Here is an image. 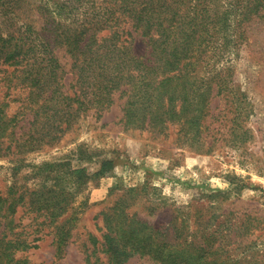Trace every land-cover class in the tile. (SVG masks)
<instances>
[{
  "label": "trees",
  "instance_id": "obj_1",
  "mask_svg": "<svg viewBox=\"0 0 264 264\" xmlns=\"http://www.w3.org/2000/svg\"><path fill=\"white\" fill-rule=\"evenodd\" d=\"M43 6L18 26L5 16L10 24L0 31V81L7 92L22 90L12 114L9 102L0 100V156L12 147L33 151L57 145L80 115L107 110L117 91L125 98L122 120L183 136L210 130L218 115L210 108L214 97L238 95L222 69L207 71L212 20L187 0H46ZM230 8L257 10L264 8V0H233ZM230 15L226 11L221 17L225 24ZM126 22L148 38L147 53L133 50ZM55 46L63 47L72 61L75 81L68 87ZM25 114L32 117L27 132H15L17 116ZM111 168V160H102L94 175ZM77 170L80 178L85 168ZM46 182L0 194V264H28L20 252L36 246L44 233L53 236L56 246L71 239L72 218L66 214L74 193ZM126 207L120 196L102 212L100 237L87 236L91 248L84 251V264H132L135 256L153 264H241L227 252L224 234L210 224L198 223L191 233H184L182 225L180 233L167 237ZM21 212L29 214L25 221L17 216Z\"/></svg>",
  "mask_w": 264,
  "mask_h": 264
},
{
  "label": "rangeland",
  "instance_id": "obj_2",
  "mask_svg": "<svg viewBox=\"0 0 264 264\" xmlns=\"http://www.w3.org/2000/svg\"><path fill=\"white\" fill-rule=\"evenodd\" d=\"M45 1L0 0V31L9 26L7 17L18 26L44 8ZM187 1L212 20L214 43L208 51L207 71L222 69L238 95L214 97L210 108L218 115L210 130L183 136L122 120L125 98L117 91L107 110L80 115L57 145L33 151L12 147L0 156V194L38 188L45 181L74 193L66 214L72 218L68 219L71 239L56 246L52 235L42 234L36 246L20 252L28 264H84V251L91 248L88 234L100 237L102 212L120 196L126 199L131 216L159 227L167 237L180 233L182 225L184 233H191L198 223L210 224L224 234L227 252L241 264H264V8H230L233 0ZM4 8L9 10L7 15L2 14ZM245 9L249 13L240 14ZM226 11L231 12L229 24L221 19ZM125 26L131 31L133 50L147 53L148 38L132 23ZM54 51L68 87L75 81L71 58L63 47L55 46ZM21 92L18 87L7 92L0 81V100L9 102V114L19 106ZM31 118L30 114L17 116L15 132H27ZM102 160H111L112 168L95 176ZM82 167L85 171L78 178L75 168ZM28 215L22 214V219ZM130 261L153 264L138 256Z\"/></svg>",
  "mask_w": 264,
  "mask_h": 264
}]
</instances>
